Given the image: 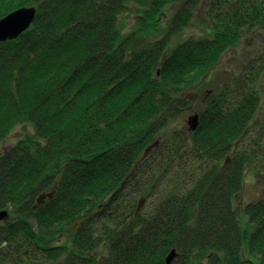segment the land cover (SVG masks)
Returning <instances> with one entry per match:
<instances>
[{
  "label": "trees",
  "instance_id": "trees-1",
  "mask_svg": "<svg viewBox=\"0 0 264 264\" xmlns=\"http://www.w3.org/2000/svg\"><path fill=\"white\" fill-rule=\"evenodd\" d=\"M32 6L29 28L0 42V143L33 129L0 151V264H167L171 252L170 264H264V201L244 207L247 227L233 205L264 161V46L207 95L195 130L163 132L189 88L264 27V0H0V19ZM195 17L208 29L175 42Z\"/></svg>",
  "mask_w": 264,
  "mask_h": 264
},
{
  "label": "rangeland",
  "instance_id": "rangeland-1",
  "mask_svg": "<svg viewBox=\"0 0 264 264\" xmlns=\"http://www.w3.org/2000/svg\"><path fill=\"white\" fill-rule=\"evenodd\" d=\"M177 7L178 4L168 7L166 15L171 16ZM139 8L140 6L138 4L131 1L129 2V10L122 14V16H119V23H122L125 30H130L134 27L139 15L137 12L140 11ZM207 29L208 25L195 17L191 26L186 28L183 33L175 39V42L186 39L189 36L202 35ZM260 46H264V27L246 33L242 38H239L238 41L224 52L213 69L189 88L186 94V109L183 110L178 117L169 122L163 132L169 133L168 135L174 131L184 135L191 132L192 130L189 129L187 121L192 116L199 117L207 95L215 89H220V87L224 85H230L239 75L243 74L245 68H247V65L251 62V59ZM254 120L257 124L264 127V103L260 106ZM32 133L33 129L29 125L14 127L0 143V151L8 149L19 139L23 138V136L31 135ZM257 201H264V161L259 162L256 167L248 168L244 172L242 190L239 195L235 197L233 205L238 212L240 224L242 226L247 227L248 225V220L242 213L244 207L248 204L256 203ZM9 217L10 214L6 212L5 218H1L0 223L9 220ZM69 229L72 231L77 230V228H72V226ZM69 239L70 236L67 233L66 237L64 235L59 238V242L66 243V241L69 242Z\"/></svg>",
  "mask_w": 264,
  "mask_h": 264
},
{
  "label": "water",
  "instance_id": "water-1",
  "mask_svg": "<svg viewBox=\"0 0 264 264\" xmlns=\"http://www.w3.org/2000/svg\"><path fill=\"white\" fill-rule=\"evenodd\" d=\"M35 16V8H21L15 10L2 19H0V42L5 40H13L17 36H19L24 30H26L32 21L34 20ZM187 124L190 130H194L197 126V116H192L188 121ZM150 147H148L145 151V154L149 152ZM101 206H99L93 213H95ZM6 212H0V219L5 218ZM91 214L84 219L80 220L78 223L72 226V228L80 227L83 225L89 218ZM174 257V253L171 254L166 258V263L170 264Z\"/></svg>",
  "mask_w": 264,
  "mask_h": 264
}]
</instances>
